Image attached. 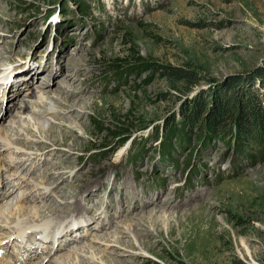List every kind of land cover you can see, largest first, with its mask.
Wrapping results in <instances>:
<instances>
[{
    "label": "rangeland",
    "instance_id": "rangeland-1",
    "mask_svg": "<svg viewBox=\"0 0 264 264\" xmlns=\"http://www.w3.org/2000/svg\"><path fill=\"white\" fill-rule=\"evenodd\" d=\"M1 79L0 196L27 171L22 191L52 199L38 227L89 218L56 232L51 264H264V126L214 135L181 115L201 95L210 118L231 85L264 105V0H0Z\"/></svg>",
    "mask_w": 264,
    "mask_h": 264
},
{
    "label": "bare ground",
    "instance_id": "bare-ground-1",
    "mask_svg": "<svg viewBox=\"0 0 264 264\" xmlns=\"http://www.w3.org/2000/svg\"><path fill=\"white\" fill-rule=\"evenodd\" d=\"M29 99H32V98H29ZM42 127H43L42 128V131H43L46 128V126L42 125ZM2 137L3 136L0 135V151L2 149H4V148H8V149L10 148V146H9L10 143L7 144V141H8L7 138L8 137L7 138L5 137V139L2 138ZM61 155H65V154L62 153ZM4 183H5V181L1 182V185H3ZM16 189L17 188H15V190ZM14 191L12 190V192H14ZM12 192L11 193L9 192L8 195L11 196ZM0 193L2 194L3 193V190L0 191ZM6 193H7V191H6ZM39 193H35V194H31V195L26 196V199L25 200L24 199L21 200L20 203H13L11 200H9L7 198H4V194L2 196H0V233H2V231L4 230L3 228H6L7 226H10L14 230V233H15L14 236H17L20 233L26 232L27 229L28 228H31V227L47 228L48 232H51V230H50L51 228H50V225H49L51 221L49 223H45L44 222V224H39L40 227H38L37 224H36L37 223L36 217H37V215H40V212L37 210L38 209V205H36V204L38 202L40 203V201H43V200L44 201H49V202L52 200L50 194L45 193V192L43 194H41V192H39ZM37 196H38V198H37ZM24 201H26V203H23L22 204V202H24ZM149 204H151V203H149V200H147L146 202H144L143 206H146V205H149ZM14 208L16 209L15 212H13V209ZM45 210H48L50 212H55L56 211L55 207L53 208L50 205L47 206V208H45L44 211ZM141 213H142L141 219H143L145 217L146 213H144V212H141ZM25 214H29L30 215V218L27 219V216H25ZM158 217H159V215L158 216H155V219H159ZM143 221H144V219H143ZM27 222H31V223H33V225L26 226V223ZM71 223H70V225H71ZM81 226H79V228ZM53 228H52V233L53 234H51L52 235L51 237L54 238L53 239L54 242H55V240H57V242H58L59 241L58 239L61 236H58L57 237V233H56L57 228L56 227H55V229H53ZM79 228H77L76 230L71 229L69 231L70 233H68V234L65 232V229L64 230L61 229L62 232H61L60 235H64V236L66 235L65 239H63V240L61 239V243H63L64 241H65L64 244L68 243L71 240L69 238H71L73 234L76 235L77 230ZM42 234H43V231H41V236H42ZM47 235H46L47 236L46 239H48V237H49V234H47ZM99 235L100 234L98 233V235H96V237H94L93 241H101L102 239L100 237H98ZM11 238H12V235L9 236V240L8 241H10ZM113 242L120 244L121 241L118 240V238H117L116 240H113ZM64 244H62V245H64ZM6 245L7 244H4L2 246V249L3 250H2V252H0V264H28V263L29 264H51L52 261L54 260V259L51 260L50 256H51L52 253L49 250H46V251L42 252L40 254L39 258L34 257L35 259L38 260L37 262H35L34 260L31 261L30 259H32V258H30L29 260L26 259L25 261H18L16 259L15 260H13V259L10 260V257L7 256L8 254H7ZM60 245L61 244H58L57 245V247H58L57 249H59V248L62 247V245L61 246ZM76 250H75L76 253H82L81 249H76ZM42 258H44V259H42ZM59 258L60 259L63 258L65 260V262L68 261L66 263L64 262L63 264H70L69 263L70 262V259H72V258H70V254L69 253H63V252L60 253ZM74 259L75 258H73V260ZM56 262H59V261L56 260L55 263Z\"/></svg>",
    "mask_w": 264,
    "mask_h": 264
},
{
    "label": "trees",
    "instance_id": "trees-1",
    "mask_svg": "<svg viewBox=\"0 0 264 264\" xmlns=\"http://www.w3.org/2000/svg\"><path fill=\"white\" fill-rule=\"evenodd\" d=\"M175 74V71L170 70L171 76H175ZM245 94L243 98H240V95L231 85L228 90H224L219 96H216L214 101L215 107L213 108V113L211 116L209 115L210 118H208L207 113L203 119H201V116L203 115L202 112L205 111L207 100L205 97L200 95L189 100L185 104L184 109L181 110V115L183 118L185 117L184 121H190L193 126H196V128L198 127V129H204V131L209 128L211 132L214 133V135L217 132L218 134H223L224 129L222 128L225 127V124L227 125L232 122H234V125L238 131L237 137L238 135L241 136L239 133H241L243 136L244 134L254 135L253 132L255 131V127L260 128V124L264 126V105L259 104L255 108L254 105L252 106V103L255 101V97L250 93ZM247 107L252 110L253 115L255 112L260 113L262 111L263 114L260 116L261 122H258L259 124L257 122L256 125L254 124V126L245 124L246 120L242 115V112L243 109Z\"/></svg>",
    "mask_w": 264,
    "mask_h": 264
}]
</instances>
